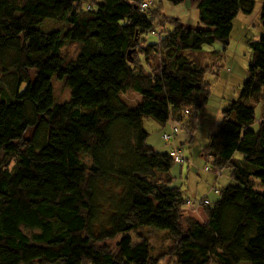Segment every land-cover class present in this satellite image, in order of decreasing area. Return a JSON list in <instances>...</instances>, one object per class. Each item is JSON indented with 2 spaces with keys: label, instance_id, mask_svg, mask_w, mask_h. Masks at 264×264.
Instances as JSON below:
<instances>
[{
  "label": "trees",
  "instance_id": "1",
  "mask_svg": "<svg viewBox=\"0 0 264 264\" xmlns=\"http://www.w3.org/2000/svg\"><path fill=\"white\" fill-rule=\"evenodd\" d=\"M150 4L0 0V264H264V110L252 127L255 106L264 107V4L239 96L201 150L210 171L230 170L217 198L202 204L203 223L183 214L182 191L170 185L173 158L147 143L142 118L193 127L188 107L205 104L208 90L205 68L185 52L227 45L233 20L255 0H196L198 24L174 18L147 43ZM45 19L69 27L45 32ZM67 41L78 46L75 58L61 53ZM52 79L67 86V101H55ZM128 90L140 96L133 107L120 95ZM60 130L72 133L66 151L43 157ZM104 198L106 225L95 232ZM142 227L167 231L171 245L154 254Z\"/></svg>",
  "mask_w": 264,
  "mask_h": 264
},
{
  "label": "rangeland",
  "instance_id": "2",
  "mask_svg": "<svg viewBox=\"0 0 264 264\" xmlns=\"http://www.w3.org/2000/svg\"><path fill=\"white\" fill-rule=\"evenodd\" d=\"M86 1V0H85ZM153 8L151 12L155 30L146 36L147 43L154 42L158 32L164 31L171 27L172 19H177L183 23L195 25V7L196 0H188L185 4L172 5L169 2L162 0H147ZM163 3L165 5H163ZM264 4V0H255V5L250 14L238 13L233 20V28L230 33L229 42L223 46L219 42H214L211 45H203L199 51H186L188 56H192L197 64L205 68L203 75V83L208 90V97L201 107H188L191 113H196L193 127L183 129L180 128L176 137L175 143L183 150L184 157L187 161L182 163L173 162L169 175L171 177L170 185L178 187L189 203H196L198 199L215 184V177L212 171L204 170L210 162H205L201 156V149L206 145L208 136L217 128V124L222 120V110L239 96L240 88L247 76L248 63L251 57V50L246 39L256 41L262 34V25L260 20V8ZM180 7V9H179ZM156 9V11H155ZM69 25L61 21H53L45 19L39 28L42 31L49 32L58 30L63 35ZM76 43L67 41L61 48V53L66 59L75 58L78 53ZM193 54V55H192ZM152 66L157 65L158 57L151 56ZM55 101L58 103L67 101L70 97V91L63 81L52 79ZM122 99L131 107L135 106L140 100L138 93L128 90L120 94ZM190 115H184L182 124L186 125L189 122ZM260 117L258 107H255V126ZM172 122L169 121L165 126L158 124L149 117L142 118V128L148 132L147 143H159L157 151L168 149L161 138L163 132H168ZM254 127V128H256ZM72 133L66 130L51 131L50 145L42 151V156L60 157L65 151L68 143L71 140ZM157 147V146H156ZM162 152V151H160ZM89 158L83 156V161L89 164ZM221 176L216 179L215 187L224 188L230 182V170L225 167L221 170ZM100 185V191L105 190V194H112L115 190L111 184ZM257 190H261L262 186L258 183ZM209 192L210 200L217 197L212 190ZM196 195V196H195ZM109 200L107 198L98 200L100 206L99 216L93 224V229L98 232L106 225L107 209L109 208ZM185 215V214H184ZM141 231L149 234L148 238L151 241L153 253L166 251L171 245L170 239L166 237L167 231L153 228L142 227ZM115 240H108L106 243L113 245ZM32 264H39L37 262ZM58 264V263H56Z\"/></svg>",
  "mask_w": 264,
  "mask_h": 264
},
{
  "label": "crops",
  "instance_id": "3",
  "mask_svg": "<svg viewBox=\"0 0 264 264\" xmlns=\"http://www.w3.org/2000/svg\"><path fill=\"white\" fill-rule=\"evenodd\" d=\"M162 1H164V0H162ZM163 5H165L164 3H163ZM179 9H180V7H179ZM195 21L197 22V9H196V7H195ZM196 24H198V22L197 23H195V25ZM246 43H247V45H248V43L250 42V40H248V39H246V41H245ZM255 107H258V109H259V112H260V117H261V113H262V110H264V107H262V105H256ZM260 117L258 118V120L260 119ZM256 121V120H255ZM252 127L254 128V127H256L255 126V124H252ZM149 144L151 145V146H153L155 149H160L159 148V143H157V141H156V143H154V142H149ZM166 144H168L169 146V148L168 149H166V150H160V151H169L170 150V148H171V144H169V143H167L166 142ZM173 144L175 145V146H177L176 145V143H175V139H174V141H173ZM157 146V147H156ZM202 150V149H201ZM186 161H187V158H186ZM221 174H222V172H220V175L219 176H221ZM214 177H215V184H216V178L218 177V176H216L215 174H214ZM215 184H212L211 186H210V188L202 195V197L200 198V199H198V201L196 202V203H194V202H191V203H189L188 202V200H186V203L183 205V207H182V212H183V214H185V215H187V216H190V217H192V218H194V219H196L198 222H200V223H203V222H205L206 221V219H207V217H206V213H205V211H204V207L202 206V205H200L199 204V201L203 198V197H207V199L209 200V201H214V200H210V198L208 197L209 196V192H211L210 190L213 188V187H215ZM217 188V187H216ZM183 194V193H182ZM196 196V195H195ZM184 197V196H183ZM185 198V197H184ZM217 198V197H216ZM145 233H147V232H145ZM147 236H149V234L147 233ZM149 239V238H148ZM149 242H150V244H151V241L149 240ZM151 246H152V244H151ZM154 251V250H153ZM159 264H167V258H164V259H161L160 261H159Z\"/></svg>",
  "mask_w": 264,
  "mask_h": 264
},
{
  "label": "built area",
  "instance_id": "4",
  "mask_svg": "<svg viewBox=\"0 0 264 264\" xmlns=\"http://www.w3.org/2000/svg\"><path fill=\"white\" fill-rule=\"evenodd\" d=\"M146 6V3H143L141 5V8H144ZM179 131V128H178V125L176 123H172L171 124V127L169 128V131L168 132H163L162 133V139L171 144V148L169 150V154L170 156L173 158V161L174 162H177V163H182V162H185L186 158L184 157V154H183V150L181 147L179 146H175L173 144V141L177 135ZM204 170L206 171H210L209 170V167L208 166H205L204 167ZM220 170L216 171L215 172V175L216 176H219L220 175ZM213 192L217 193V188L216 187H213L211 189ZM208 203V199L207 197H203L200 201H199V204L202 205V204H206Z\"/></svg>",
  "mask_w": 264,
  "mask_h": 264
}]
</instances>
